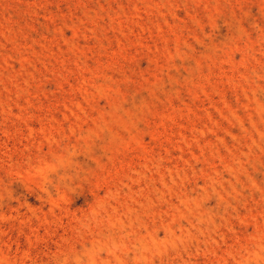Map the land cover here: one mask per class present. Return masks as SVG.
Here are the masks:
<instances>
[{
    "label": "rangeland",
    "instance_id": "374dc122",
    "mask_svg": "<svg viewBox=\"0 0 264 264\" xmlns=\"http://www.w3.org/2000/svg\"><path fill=\"white\" fill-rule=\"evenodd\" d=\"M0 264H264V0H0Z\"/></svg>",
    "mask_w": 264,
    "mask_h": 264
}]
</instances>
